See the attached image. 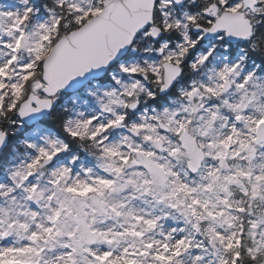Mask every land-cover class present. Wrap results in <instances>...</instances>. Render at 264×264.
<instances>
[{
  "label": "snow or ice",
  "instance_id": "snow-or-ice-1",
  "mask_svg": "<svg viewBox=\"0 0 264 264\" xmlns=\"http://www.w3.org/2000/svg\"><path fill=\"white\" fill-rule=\"evenodd\" d=\"M0 264H264V0H0Z\"/></svg>",
  "mask_w": 264,
  "mask_h": 264
}]
</instances>
